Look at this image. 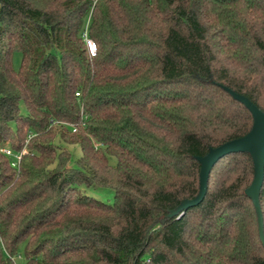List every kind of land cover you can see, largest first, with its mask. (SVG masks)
<instances>
[{
	"label": "trees",
	"instance_id": "obj_1",
	"mask_svg": "<svg viewBox=\"0 0 264 264\" xmlns=\"http://www.w3.org/2000/svg\"><path fill=\"white\" fill-rule=\"evenodd\" d=\"M226 87L264 111V0H0V264H264L249 152L172 214L253 127Z\"/></svg>",
	"mask_w": 264,
	"mask_h": 264
},
{
	"label": "water",
	"instance_id": "obj_2",
	"mask_svg": "<svg viewBox=\"0 0 264 264\" xmlns=\"http://www.w3.org/2000/svg\"><path fill=\"white\" fill-rule=\"evenodd\" d=\"M228 91L239 101H242L252 112L254 124L252 129L244 136L229 140L217 147L210 148L206 155L198 156L201 163L200 191L191 199H184L172 214H178L184 209L199 204L208 190L210 173L219 159L232 152L247 151L252 155L254 163V179L245 189L256 209L259 222V235L264 244V219L260 203V192L264 182V111L244 94L236 92L228 87Z\"/></svg>",
	"mask_w": 264,
	"mask_h": 264
},
{
	"label": "rangeland",
	"instance_id": "obj_3",
	"mask_svg": "<svg viewBox=\"0 0 264 264\" xmlns=\"http://www.w3.org/2000/svg\"><path fill=\"white\" fill-rule=\"evenodd\" d=\"M21 53L15 51L13 55L14 67L18 69L21 65ZM62 146H65L68 150L71 151L72 157L70 160V165H77L78 158L82 155L81 147L78 144H68L62 143ZM112 162H115V158H112ZM84 192L89 195H92L96 198H99L103 201L112 202L114 200L115 191L110 187L103 186H82ZM15 264H26V255L23 248L20 249V252L14 256Z\"/></svg>",
	"mask_w": 264,
	"mask_h": 264
},
{
	"label": "built area",
	"instance_id": "obj_4",
	"mask_svg": "<svg viewBox=\"0 0 264 264\" xmlns=\"http://www.w3.org/2000/svg\"><path fill=\"white\" fill-rule=\"evenodd\" d=\"M85 41L87 43V47L91 56H94L97 53V44L94 39L88 36L87 32H85ZM7 154L13 155V151L10 148H3ZM17 158H20V154H16Z\"/></svg>",
	"mask_w": 264,
	"mask_h": 264
}]
</instances>
